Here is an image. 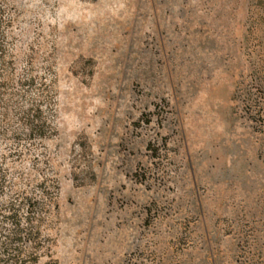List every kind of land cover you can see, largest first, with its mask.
Wrapping results in <instances>:
<instances>
[{
	"label": "rangeland",
	"instance_id": "374dc122",
	"mask_svg": "<svg viewBox=\"0 0 264 264\" xmlns=\"http://www.w3.org/2000/svg\"><path fill=\"white\" fill-rule=\"evenodd\" d=\"M10 203L23 264H264V0H0Z\"/></svg>",
	"mask_w": 264,
	"mask_h": 264
},
{
	"label": "trees",
	"instance_id": "16d2710c",
	"mask_svg": "<svg viewBox=\"0 0 264 264\" xmlns=\"http://www.w3.org/2000/svg\"><path fill=\"white\" fill-rule=\"evenodd\" d=\"M28 125H30L31 132L38 134L40 137H46L48 132L52 129L46 121L42 118V113L39 108L34 109L32 118L27 116ZM38 205V199H28V206L31 210L35 209ZM8 212L2 218L4 222L12 224L13 228L10 230L3 229V224L0 223V264H23L24 261L20 258L23 255V248L19 247L14 249V245L26 240L31 235L27 233L22 227L19 218L18 209L15 204L10 203L5 207ZM32 255H38L37 251L32 252ZM37 258L34 260L36 263Z\"/></svg>",
	"mask_w": 264,
	"mask_h": 264
}]
</instances>
